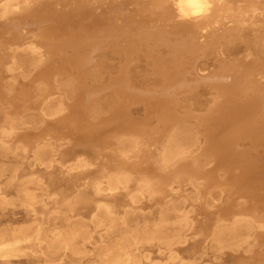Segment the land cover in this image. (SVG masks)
I'll use <instances>...</instances> for the list:
<instances>
[{
    "label": "bare ground",
    "instance_id": "bare-ground-1",
    "mask_svg": "<svg viewBox=\"0 0 264 264\" xmlns=\"http://www.w3.org/2000/svg\"><path fill=\"white\" fill-rule=\"evenodd\" d=\"M0 264H264V0H0Z\"/></svg>",
    "mask_w": 264,
    "mask_h": 264
}]
</instances>
